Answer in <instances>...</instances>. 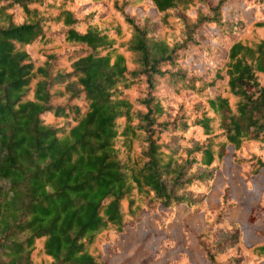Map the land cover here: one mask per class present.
Instances as JSON below:
<instances>
[{
  "label": "trees",
  "instance_id": "trees-1",
  "mask_svg": "<svg viewBox=\"0 0 264 264\" xmlns=\"http://www.w3.org/2000/svg\"><path fill=\"white\" fill-rule=\"evenodd\" d=\"M227 156L264 174V0H0V264H110L179 210L210 264H264L207 202Z\"/></svg>",
  "mask_w": 264,
  "mask_h": 264
},
{
  "label": "rangeland",
  "instance_id": "rangeland-1",
  "mask_svg": "<svg viewBox=\"0 0 264 264\" xmlns=\"http://www.w3.org/2000/svg\"><path fill=\"white\" fill-rule=\"evenodd\" d=\"M242 167L232 162V157L227 156L222 170L219 171L213 188L209 191L207 202L210 206H217L220 200L223 186L229 184L233 196L238 198V205L231 211V216L247 230V236L254 240L260 238V231L264 229V209L257 206L262 199L264 188V174L253 176L250 181L242 174ZM259 186V188H257ZM188 210H179L175 216L174 224L164 229L158 226L152 216L144 219L141 225V233L132 236L131 233L124 237L127 247L108 256L110 264H142L151 250L156 249L166 236L184 237V241L177 247L168 250L165 256L159 260L148 261L143 264H168L169 261L178 258L181 252H187L194 264H210L203 257L202 251L196 241L195 232H199L205 226L206 221L202 213L185 218ZM252 215V219H250ZM147 230L151 234L144 237ZM187 234H189L187 236ZM187 236V237H186Z\"/></svg>",
  "mask_w": 264,
  "mask_h": 264
}]
</instances>
